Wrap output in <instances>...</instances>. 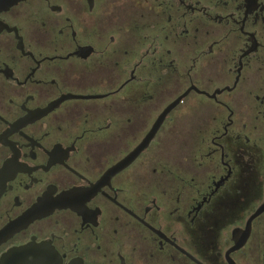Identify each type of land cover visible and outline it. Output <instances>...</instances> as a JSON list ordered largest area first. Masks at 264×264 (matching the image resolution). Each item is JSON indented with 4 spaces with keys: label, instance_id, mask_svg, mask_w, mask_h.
Here are the masks:
<instances>
[{
    "label": "flooded vegetation",
    "instance_id": "flooded-vegetation-1",
    "mask_svg": "<svg viewBox=\"0 0 264 264\" xmlns=\"http://www.w3.org/2000/svg\"><path fill=\"white\" fill-rule=\"evenodd\" d=\"M0 264H264V0L0 9Z\"/></svg>",
    "mask_w": 264,
    "mask_h": 264
},
{
    "label": "water",
    "instance_id": "water-1",
    "mask_svg": "<svg viewBox=\"0 0 264 264\" xmlns=\"http://www.w3.org/2000/svg\"><path fill=\"white\" fill-rule=\"evenodd\" d=\"M17 1L19 0H0V9H4V8H7L11 5H13L14 3H16ZM262 210H258L253 216L252 218L250 219V223L252 221L253 218H255L259 213H261Z\"/></svg>",
    "mask_w": 264,
    "mask_h": 264
}]
</instances>
